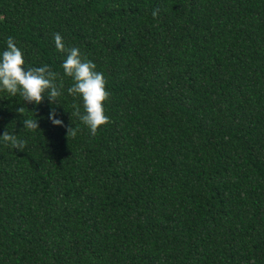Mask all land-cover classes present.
<instances>
[{"label": "trees", "instance_id": "obj_1", "mask_svg": "<svg viewBox=\"0 0 264 264\" xmlns=\"http://www.w3.org/2000/svg\"><path fill=\"white\" fill-rule=\"evenodd\" d=\"M54 33L104 74L95 136ZM9 36L64 87L0 91V135L27 141L0 140V264H264V0H0Z\"/></svg>", "mask_w": 264, "mask_h": 264}, {"label": "clouds", "instance_id": "obj_2", "mask_svg": "<svg viewBox=\"0 0 264 264\" xmlns=\"http://www.w3.org/2000/svg\"><path fill=\"white\" fill-rule=\"evenodd\" d=\"M158 14V9L152 12L153 17ZM55 49L60 53H66V59L62 62L64 76L72 78V85L67 89L69 96L78 97L82 102L83 113L80 105L73 104L74 111L71 115L76 116L88 128L90 135L95 136L98 130L111 121L105 114L104 104L109 100L110 92L106 90V80L102 72L96 71V64L87 57H82L77 47L66 48L63 38L59 33L53 34ZM23 52L17 46L13 37L6 39V49L0 53V91L7 92L10 96L17 94L25 103L41 104L45 97L49 104H57L64 87L63 78L57 83L58 73L53 71L48 64L40 67L25 68ZM16 111L22 115L25 111L19 107ZM55 108L49 112L48 119L54 126H63V121L56 118ZM23 127L29 131L39 129L36 118L23 120ZM76 127L67 128V136L75 138ZM5 145L21 151L26 147L27 141L18 139L16 135L5 131L0 135Z\"/></svg>", "mask_w": 264, "mask_h": 264}]
</instances>
